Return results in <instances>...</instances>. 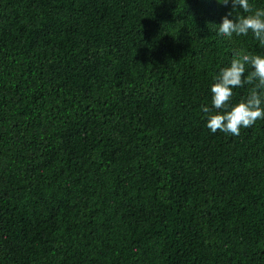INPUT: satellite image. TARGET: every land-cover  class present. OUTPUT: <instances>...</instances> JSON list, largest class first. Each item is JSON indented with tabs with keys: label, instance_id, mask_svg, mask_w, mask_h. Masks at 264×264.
Returning a JSON list of instances; mask_svg holds the SVG:
<instances>
[{
	"label": "trees",
	"instance_id": "trees-1",
	"mask_svg": "<svg viewBox=\"0 0 264 264\" xmlns=\"http://www.w3.org/2000/svg\"><path fill=\"white\" fill-rule=\"evenodd\" d=\"M230 10L0 0V264H264V120L213 134L201 111L264 54L217 34Z\"/></svg>",
	"mask_w": 264,
	"mask_h": 264
},
{
	"label": "clouds",
	"instance_id": "clouds-1",
	"mask_svg": "<svg viewBox=\"0 0 264 264\" xmlns=\"http://www.w3.org/2000/svg\"><path fill=\"white\" fill-rule=\"evenodd\" d=\"M217 2L231 6L216 25L218 35L231 39L234 35L248 37L251 34L259 47L264 48V8L254 10L250 0ZM246 85H251L247 96L234 103V90ZM209 95L210 106H202L201 111L206 127L213 134L219 130L226 135L239 136L242 128L264 120V54L233 55L230 64L220 67L212 77Z\"/></svg>",
	"mask_w": 264,
	"mask_h": 264
}]
</instances>
